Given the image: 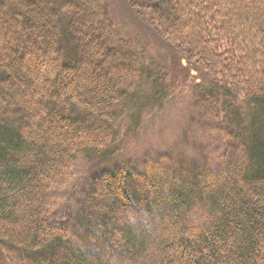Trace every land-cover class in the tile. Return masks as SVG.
Returning <instances> with one entry per match:
<instances>
[{
  "label": "trees",
  "instance_id": "16d2710c",
  "mask_svg": "<svg viewBox=\"0 0 264 264\" xmlns=\"http://www.w3.org/2000/svg\"><path fill=\"white\" fill-rule=\"evenodd\" d=\"M129 2L195 78L218 163L120 151L175 83L102 0H0V253L24 264H264V0ZM82 163L95 168L87 186L56 218L53 190Z\"/></svg>",
  "mask_w": 264,
  "mask_h": 264
},
{
  "label": "rangeland",
  "instance_id": "374dc122",
  "mask_svg": "<svg viewBox=\"0 0 264 264\" xmlns=\"http://www.w3.org/2000/svg\"><path fill=\"white\" fill-rule=\"evenodd\" d=\"M102 1L108 6L112 21L144 47L147 55L164 67L168 78L175 83L162 108L141 118L137 133L123 139L120 151L133 162L166 152L195 166H215L219 161L217 155L223 151V144L220 138L206 131L207 121L194 109L192 87L195 78H191L182 65L181 56L167 42L153 37L146 24L135 17L130 0ZM78 166L68 189L53 190L58 199L56 218L68 209H74L73 198H79L81 189L87 186L88 176L95 169L87 163ZM8 253L6 256L0 253V264H24L19 262L15 253Z\"/></svg>",
  "mask_w": 264,
  "mask_h": 264
}]
</instances>
